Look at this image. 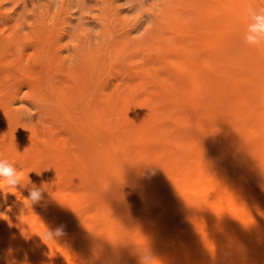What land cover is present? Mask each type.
Returning a JSON list of instances; mask_svg holds the SVG:
<instances>
[{
    "label": "rangeland",
    "instance_id": "1",
    "mask_svg": "<svg viewBox=\"0 0 264 264\" xmlns=\"http://www.w3.org/2000/svg\"><path fill=\"white\" fill-rule=\"evenodd\" d=\"M201 1L0 0V160L20 176L0 180V264L84 248L140 264L184 232L192 201L207 207L204 167L246 164L264 183V47L245 43L242 0ZM230 233L205 254L251 264Z\"/></svg>",
    "mask_w": 264,
    "mask_h": 264
},
{
    "label": "bare ground",
    "instance_id": "2",
    "mask_svg": "<svg viewBox=\"0 0 264 264\" xmlns=\"http://www.w3.org/2000/svg\"><path fill=\"white\" fill-rule=\"evenodd\" d=\"M242 1L244 2L245 5H249V3H251V0H242ZM244 9L245 8L240 9V11H238V16L244 15ZM237 10H239L238 7H237ZM205 11H209V10L205 9ZM261 77H262V74H261ZM260 81H262L261 78H260ZM262 84H264L263 81H262ZM243 93H244V90H243ZM236 99H237V96H236ZM255 119H257L259 123H262L263 121V118L259 117L257 112L255 113V116H254V120ZM260 135L264 139V128L262 127H260ZM94 143L96 144V146L95 145L94 146L97 148L98 146L97 144L99 143L95 141ZM100 149L105 153V151L102 148ZM103 152L101 155L104 157L105 155L109 154L110 150L109 152L107 150V153L105 155ZM107 157L105 156L104 159L106 160L111 159L110 157H108L107 159ZM108 163L110 164L111 161ZM162 165L160 167H162ZM118 166L119 164H117V167ZM168 171L169 170H167V172ZM196 173H199V172L198 171L194 172V176L198 177L197 175L199 174L196 175ZM202 175H203L202 182L201 183L196 182L197 183L196 185L199 184V190L197 191L198 192L197 194L200 196L203 195L204 197H206V201L208 202L207 207L205 209L200 210L199 208H197L199 202L197 201L194 203V201L190 199L193 202L192 204L194 205L192 204H190L191 206L189 205L193 209L192 210L190 209L192 211L191 215H189L188 219H186L184 232H182L180 236L177 238H171L169 237V235H165L166 237L159 236L161 237L159 239L164 238V243H166V245L164 249L157 252L155 258L152 259V264H220L218 261L217 255L215 254L218 253L220 250L223 252L224 249L222 250L221 247L226 246L224 245L225 243L229 244V242L225 240V238L226 239L229 238V236L225 237L228 235L226 234L227 232L229 233L231 232L230 238L231 239L234 238L233 239L234 241L237 239L236 242L238 243L240 241V243L242 244V247L246 248L245 250H248L251 253L252 255L251 256L252 259L250 261L251 264H264V183L263 181L259 179L258 174H254V172L250 170L248 165L246 164L238 165L235 163L230 164L227 162H223V164L220 165L217 169L210 170L204 167L202 171ZM179 185H182V183H180ZM187 185H189L188 187L196 186L195 184H193V186H191V184H185V186ZM168 187H165V188L169 190ZM180 187H184V185ZM196 187L198 189V186ZM167 193H169V191H167ZM188 204L189 203H187V205ZM170 217L171 216L169 214L167 215L166 218H170ZM171 218L170 220L168 219L167 220L171 221L172 220ZM257 223H261V226L258 227ZM159 228L160 227H158V229ZM155 236H158V235H155ZM89 239L90 238L87 237L84 239V241H82L84 242V245L87 244ZM102 242L104 243L105 241L103 240L99 241L97 242V245L98 243H99V246L100 244L104 245ZM95 244H96V241H95ZM234 246H235V243H234ZM100 247L103 248L104 246H100ZM210 248L213 250L215 249L214 251L215 254H212V256L205 254V252ZM100 252L103 258L105 257L107 261L106 264H111V261L113 262V264L115 263V261L117 262V259L116 260L111 259L110 261V258H108L109 256L107 254H106L107 256H105V253H104L105 251L101 250ZM248 259L249 258H247V260ZM243 262L245 261L243 260ZM91 263H92L91 256L88 255L87 250H85L84 248V250L77 249L75 252L65 257L63 259L62 264H91ZM247 263L249 264L248 261Z\"/></svg>",
    "mask_w": 264,
    "mask_h": 264
},
{
    "label": "clouds",
    "instance_id": "3",
    "mask_svg": "<svg viewBox=\"0 0 264 264\" xmlns=\"http://www.w3.org/2000/svg\"><path fill=\"white\" fill-rule=\"evenodd\" d=\"M246 17L245 43L256 48L264 47V7L246 5L244 9ZM152 171H146L145 175L149 176ZM0 180L9 187L17 186L20 183V176L17 169L5 160H0ZM33 203L41 199L39 189H32L28 197ZM53 238L60 237L63 232L62 228H57L54 232L49 231ZM140 264H152V256L143 255L140 258Z\"/></svg>",
    "mask_w": 264,
    "mask_h": 264
}]
</instances>
